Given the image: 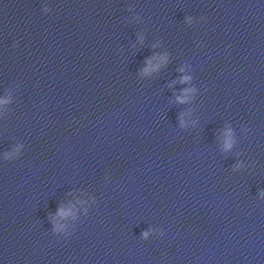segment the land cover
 Instances as JSON below:
<instances>
[{
    "label": "water",
    "instance_id": "95a60500",
    "mask_svg": "<svg viewBox=\"0 0 264 264\" xmlns=\"http://www.w3.org/2000/svg\"><path fill=\"white\" fill-rule=\"evenodd\" d=\"M0 264H264V80L1 207Z\"/></svg>",
    "mask_w": 264,
    "mask_h": 264
},
{
    "label": "clouds",
    "instance_id": "9594fccd",
    "mask_svg": "<svg viewBox=\"0 0 264 264\" xmlns=\"http://www.w3.org/2000/svg\"><path fill=\"white\" fill-rule=\"evenodd\" d=\"M184 79L187 80V79H189V77H185ZM179 99L183 100L182 97L179 98ZM231 146H232V141H231V138L229 137V139L226 141L225 147H226V148H230ZM60 214H61V215H67L68 213H66V212L64 211V209L61 208V210H60ZM144 235H145V237H146V236L148 235V233L145 232Z\"/></svg>",
    "mask_w": 264,
    "mask_h": 264
}]
</instances>
